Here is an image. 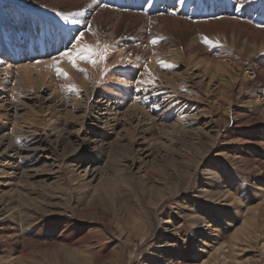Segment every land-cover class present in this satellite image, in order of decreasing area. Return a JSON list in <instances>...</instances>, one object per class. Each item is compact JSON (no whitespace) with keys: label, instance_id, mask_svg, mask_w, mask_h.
Listing matches in <instances>:
<instances>
[{"label":"rangeland","instance_id":"374dc122","mask_svg":"<svg viewBox=\"0 0 264 264\" xmlns=\"http://www.w3.org/2000/svg\"><path fill=\"white\" fill-rule=\"evenodd\" d=\"M245 1L213 0L216 4L213 9L218 10L215 13H207L212 8V0H196L195 5L184 9L185 12H178L177 6L173 4L160 5L158 0L126 2L130 7L140 10V13L143 12L141 10L151 12L152 6L158 5L163 9H159L160 15H188L189 22L194 26V33L187 37L183 47L187 48L186 44L189 43L194 45L196 50H193L192 55L197 54L198 62L199 59L204 62L214 55L217 60L228 59L224 62L231 64L228 68L230 72L234 71L231 68L242 65L238 66L241 69L238 70L239 82L234 88L235 96L218 97L213 88L205 86L201 76L190 79L189 82L188 78H183L184 84L181 76L184 71V74L188 73L191 60H188V64L175 66L176 68L171 65L167 73L180 74L177 81L182 87L181 101L187 102L186 106L193 113V121L189 119L190 126L184 129L177 124V116L172 113V107L165 105L166 100L163 102V111L161 110L162 114L165 113V118L158 116L164 118L161 124L165 125L162 127L159 122L153 134L141 135L126 122L116 127L117 131L104 130L102 135L110 142L109 146L104 152H97L96 160L99 165H85L89 169L88 173L77 164L80 159L83 162L89 159L91 148L86 145L88 140L84 142L74 137L82 123L84 112L78 111L75 116H71L63 110L62 114L68 122L63 125V136L59 140L54 135L48 137L50 139L45 143V156L49 157L37 161L33 170H28L26 174L0 178V191L3 192H0V204L9 202V206H14L13 209L17 210L1 221L0 258H7L10 249L15 246L16 264H264V148L262 144H258L260 141L264 144V103L255 102V95L260 93L263 86L257 71L259 69L256 70L255 65H252L259 63L260 69H264V48L251 55V50H237L231 44V36L227 41L220 40L216 36L225 37L224 33L208 31L214 29L211 26L215 22L219 26L225 17L236 20L242 16L243 20L250 22L244 14L251 8L257 12L264 0H251L252 6L241 11L239 6ZM110 2L114 3L116 0ZM120 3L119 1L118 4ZM4 12L6 17H13V21L9 20L14 23L12 27L15 33L10 30L13 35H19L21 26L25 31L29 28V18L41 15L60 17L61 13L36 0H0V14ZM258 13H262L263 17L264 9ZM251 23L258 31L264 28V21L260 23L251 20ZM147 29L150 32L145 33L144 37L142 35L143 39L140 37L137 40V33L129 34L130 40L126 48H130L127 50H144L146 46L154 49L155 46L150 42L154 38L152 33L159 31L151 30V27ZM3 37L0 33L2 44ZM203 37L213 42L219 41V44L206 45ZM250 39H243V45H247ZM261 42L264 43V36ZM84 43L93 46L87 40L79 47L85 46ZM71 46L69 43L67 48ZM201 46L207 50H200ZM94 47L96 48L95 45ZM0 55L12 65L22 63L21 72L16 68L10 75L11 83L15 81L16 85L19 82L36 85L40 82V85H44V91H40L38 96L30 91L25 92L26 95L20 92V97L26 100L27 106H20L16 112L12 111L9 129L20 130L31 122L46 130L45 118L51 116L53 109L56 110L50 97L47 98V89L48 85H58L64 79L55 73L57 64L61 68L66 66L63 59L53 56L54 60L51 53L40 56L41 59H52L43 63L46 68L42 65L43 72L40 74L35 66L39 60L36 53L31 58L27 57L29 54L25 51L14 58L3 52ZM27 59L34 63V66L31 65L34 68V79L22 72L25 67L23 63ZM96 61H99V66L100 58H96ZM112 61L115 58L109 60L107 65H113ZM107 65L102 68L101 74L109 72ZM93 67L96 69V64ZM85 73H80L81 77L90 83L92 74L86 73V76ZM25 74L31 79L25 77ZM255 76L259 78L256 79ZM29 95L33 96L32 99ZM241 100L250 103L246 102V105ZM141 139L155 142V152L151 156L142 154L139 145ZM20 164L23 167L27 165L22 162ZM93 167L96 168L95 171L92 170ZM82 179H85L84 182ZM3 216L0 213V219ZM164 218H172L174 224V228L168 232L161 226ZM7 224L12 225L11 230L15 236L4 238L2 231ZM198 231L201 235L197 239L195 233ZM0 264H7L6 259L0 261Z\"/></svg>","mask_w":264,"mask_h":264},{"label":"bare ground","instance_id":"6f19581e","mask_svg":"<svg viewBox=\"0 0 264 264\" xmlns=\"http://www.w3.org/2000/svg\"><path fill=\"white\" fill-rule=\"evenodd\" d=\"M36 1L48 7L49 9L61 11V13L59 14L60 17H49V16L41 15L39 17L29 18L28 19L29 28L25 31L24 27L21 26L19 35H13V33H15V30L12 27L14 23L9 21L12 20L13 17L8 15L6 17V15H4L5 12L3 14H0V33L4 35V37L1 39L3 44L0 42V52L6 53L11 58L21 55L22 51L27 52L29 54L27 55V57L29 56V58H31L33 53H36L39 60L37 61V65H35L37 69L36 68L35 69L40 74L43 72L42 65L45 66V64L43 63L51 59V57L53 56H58L60 59H63L62 62L66 64V66L61 68L60 67L61 65L57 64L55 73L58 74L57 68L61 69L62 72L59 75L62 78L64 77V79L61 80L62 82L63 81L64 82L63 83L60 82L61 84L59 83L58 85L52 87L48 85L49 86L48 89L47 87H45L47 90H49V96H47V98L50 97V100L53 102V104H55V109H56L54 110L52 108L53 110L51 111L52 112L51 116L49 115L50 117L45 118V123L47 126L46 130L44 128H43L44 130H42V128H38L37 126H34V123L31 122L29 123L30 125L27 124L28 125V126L26 125L27 127L24 126L25 128H22L20 130L16 128L9 129L10 127H8V124L11 122L10 116L12 114V111L16 112V110L20 108V106L23 107L24 105H26V100H23L22 97H20V92L21 93L24 92L25 94V92L30 91L31 94L38 96V93L40 91L42 90L44 91V88L42 87L44 85H40L39 84L40 82L37 83L36 85L34 84L30 85L29 83L26 82H19V83L17 82L18 84L16 85L15 81L11 83L10 75L15 71L14 69L16 68H19L20 70L18 69V71L21 72L22 63L18 65H12L13 63L11 64L5 59L4 56L0 55V178L1 179L4 178V176H10L13 174L14 175L22 174V173L26 174L28 170H33V167L37 161L49 157L48 155L45 156L46 154L45 143H47L50 139V138L48 139V137L54 135L59 140L63 136L62 134V131L64 130L63 125L67 124L68 122V119L64 118L65 116L62 114L63 110L71 116H75V112L78 111L84 112L81 120L82 123L81 125L79 124L80 126L77 129L76 133L74 134V137L84 142L88 140V144L86 143V145H88L91 148L88 159L89 163L88 161L83 162L81 159L79 163H77L78 166L84 167L86 173H88L89 169L88 167H85V165L88 164L87 166H90L89 164H92V166H94L98 164V161L96 160L97 152L98 153H100V151L104 152L107 146H109L110 142H108L106 138H104L102 135L104 130H116V127H118L121 124H125L124 122H126L130 126L134 127L135 130H137L141 135L151 134V133L153 134L154 131L157 129V125L159 124V122L161 124V122L164 121L165 115L163 114L165 113L162 114L161 112L163 111L162 110L163 102L166 100L167 103L165 105H167L169 108L172 107L173 108L172 113L175 116H177V124H179V126H181L184 129H186V127L188 128L190 126L189 119L193 117V113H191L192 112L191 109L188 106H186V104L188 103L187 102L183 103V101H181V97L183 95H182V91L180 90L181 86L180 84H178L177 81L178 77H180V74L177 72L167 73L168 68L170 67L162 66L158 61H164L168 65H174L173 66L174 68L175 66L178 65L182 66L184 63L188 64L189 61L191 60L190 67L187 69L188 73L184 74L185 71L183 73L180 71V73L183 74L181 76L182 80L183 78L184 79L188 78L189 79L188 82H189L190 79H194L198 76L199 77L201 76L200 78L203 79L202 81L203 83H205V86L207 85L208 87L213 88L214 91L216 92L215 94H218V97L235 96L234 88L239 82L238 72L240 71L239 68L241 69L242 65L236 64L237 65L236 68L238 69L236 68L235 69L237 71L234 68H231L234 71L230 72L228 68L231 64L224 62L227 61L228 59L224 61L217 60L216 57H215L216 59H214V55L213 58L210 59H208L205 56L207 59L206 60L204 59L205 60L204 62H201L200 59L198 62L196 60L199 58L197 57V54L195 55L196 58L195 56L192 55L194 53L193 50H196L194 45L189 43L186 44L187 48L184 49L183 47L184 43L187 40V37H189L194 33L193 32L194 26L193 24H191L192 22H189L190 17H188V15L182 16L183 13L182 14L180 13V14H175V16L172 15L168 17V14L166 16L165 12L164 15H160L158 14V12L159 9L161 8H159L158 5H153L152 6L153 11L151 12L141 10L147 14H150L149 16H146L143 12H142L143 14L140 13V10L138 11L137 8L130 7V5L126 3L129 0H116V2L114 3L110 2V0H103L105 1V3H103L100 0H36ZM119 1L121 2L120 5L118 4ZM136 1H138L139 3L142 2L143 0H136ZM158 1L160 5H164V6L165 4L167 5L173 4L177 6L178 8L177 11L181 12L189 5L192 6L195 5L196 0H158ZM246 1L242 5V7L239 4L240 5L239 9L241 11L252 6L251 0H246ZM210 3L212 8L209 9L207 13L218 12V10L213 9L214 5H216L213 3V0ZM260 6L261 7L257 12L251 8L248 9V11H246L245 14L243 13L244 17H247L250 20V22H248L247 19H246L247 21L243 20L242 16H240V18H237L236 20L228 19L225 17L224 18L225 20L219 23L218 26L215 25L217 24L216 22L215 24L213 23L212 25L211 24L212 21L209 19L211 21L210 22V24L212 25L211 27H214V29H208V31L224 33L225 37L222 35L216 36L217 39L220 40L227 41L229 40V36H231L233 39V42H231V44L234 45L237 50H240V48L242 49L244 48L245 50L248 51L251 50L253 53L250 54L253 55L259 49H262V47L264 48L263 46L264 43L262 44L261 42V38L262 36H264V28L261 31H258L257 27H254L251 23V20L260 23L264 21V16L263 17L261 16L262 13H258L260 10L264 9V1H262ZM183 12H185V10ZM236 12L238 13V11ZM160 13L163 14L162 12ZM65 17H67V19H65ZM205 20L209 21L208 19ZM165 22H168L167 26H164ZM200 24H203V22H200ZM200 26L202 27V25ZM86 27L88 29H86ZM150 27L151 30L155 31L157 29L159 31L152 33L154 34L153 35L154 37L157 38L162 37L159 43L153 45V47L155 46L154 49L152 48L151 50V48L148 46L150 48V50H148V47L146 46L144 48V50L147 48L145 51L133 50V49L127 50L130 48V47L126 48L127 42L130 40L129 34L137 33L135 34V36L137 37L139 36L138 38H136L138 40L142 35L144 37L145 33L149 31V29L147 28ZM81 31L84 32V36L81 38V40L79 42L73 41L72 39L76 35H79ZM248 37L249 39L251 38L248 44L243 45L244 43L243 39H246ZM68 40L75 43L77 47H79L82 42L84 41L86 42L88 40L90 44L96 46V50H100L105 46H107L105 58L100 59L101 60V62L99 63L100 68H98L99 61L95 63L97 67L96 69H94L93 67L94 64L92 63L82 60H77L76 66H73V64L67 58L61 57L59 53L65 51L67 45L69 44ZM162 40H164L165 42H162ZM197 45L198 47H200L199 44ZM202 46L201 48H199L200 50L203 49ZM4 47H6V49ZM226 50L227 48L225 49V51ZM50 53H51L50 58L41 59L40 56H43L44 54L49 55ZM231 56L232 55H230V57ZM96 58L98 57H94V59ZM112 58H115V61L111 62V64L113 65H107L108 61L111 60ZM23 64L25 67L23 66L24 69L22 70V72L26 73L28 76H31V78H33L32 73L34 71V68L32 69L31 65L34 66L33 65L34 63L28 60ZM258 64L259 63L256 64L253 63L252 65H255L254 67H256V70L259 69L257 71L259 72V77L261 78L262 86L264 88V69H262L263 67L260 69ZM106 65L107 67L110 68L109 70L107 69L109 72L107 74H104L106 72L103 71L104 73L101 74L102 68L105 67ZM262 65L264 66V64ZM79 69H84V71H80ZM224 69L226 71H224ZM85 72L88 74L89 73L92 74V81H91L92 83L91 82L89 83L87 79H83V77H81L80 73L84 74ZM63 73H67V75H64ZM26 74L25 77H27L30 80L31 78L26 76ZM255 77L257 79L258 76ZM200 81L198 82L200 83ZM184 84L181 85L183 86ZM263 88H261L260 93L258 92L255 95V102L262 101L264 103ZM170 102H172V104H170ZM246 102L247 101H242V103L246 105L247 103H250V102L247 103ZM159 115L164 118L161 117L159 118L158 117ZM191 120L193 121V118ZM162 125L163 124H161V126ZM164 125L162 127H164ZM132 134L134 135V133ZM34 141H37V143H35ZM150 141L145 142V140H142L139 143L142 149L141 152L144 156H151L155 152V148H154L155 142L153 141L154 142L153 143L152 141L151 142ZM258 144H262L264 148V144L261 143V141ZM47 149L49 148L47 147ZM114 159L118 160L117 158ZM20 160L22 163H24V165L27 164L26 167H23L20 164L21 163ZM118 168H120V166ZM92 170L95 171L96 168L93 167ZM94 171L92 172L94 173ZM120 172H122V170ZM120 172L118 173L119 175ZM85 179H82L83 182ZM216 197H218V195ZM13 200H15V198ZM8 203L5 204L4 202L0 204V213L1 214L3 213L4 215L0 219L1 225L3 224L1 223V221L3 222L4 218L9 217V214L12 215V213L17 212V210L15 211L13 209L14 206L10 207ZM171 219L164 218L161 223V226L165 229L166 232L170 231L171 228H174V224ZM11 229H13L12 225H8V224L3 228L2 232L4 233L3 234L4 238L6 236L8 237H11L12 235L15 236L14 232H12ZM200 235H201L200 231L195 233L197 239L198 237H200ZM16 251H17V247L13 246L10 249L9 254L7 253L8 254L7 258H4L6 259L7 264H16L17 261L16 260L17 257H15ZM4 259L0 258V261Z\"/></svg>","mask_w":264,"mask_h":264},{"label":"snow or ice","instance_id":"6c2138e0","mask_svg":"<svg viewBox=\"0 0 264 264\" xmlns=\"http://www.w3.org/2000/svg\"><path fill=\"white\" fill-rule=\"evenodd\" d=\"M241 7H242V5H241ZM65 19H67V17H65ZM83 36H84V32L81 31L79 33V35H76L73 38V40L76 42H79ZM160 39H162V37H160V38L154 37V38H152V40L150 42L153 45H156L157 43H159ZM203 42L209 46H212L214 43L219 44V41L213 42V41L209 40L207 37H204ZM69 43L72 44V46L68 47L65 51L60 52L59 55L61 57H66L73 64V66H76L77 60H82V61H86V62L95 64L97 61H96V59H94V57H99L100 59L105 58L107 46H105L104 48H102L100 50H96V48L92 45H85L83 47H77L76 44L73 43L72 41H69ZM53 59L55 60V57ZM158 62L162 66L171 67V65L166 64V62H164V61H158ZM79 70L84 71V69H79ZM61 72H62V70L57 68V73L60 74ZM63 74L67 75V73H63Z\"/></svg>","mask_w":264,"mask_h":264}]
</instances>
